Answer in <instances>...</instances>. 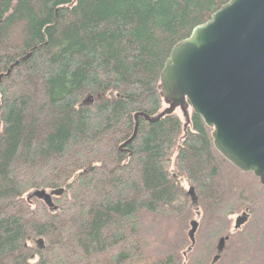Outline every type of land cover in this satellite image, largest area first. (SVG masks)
I'll return each mask as SVG.
<instances>
[{"label": "trees", "instance_id": "1", "mask_svg": "<svg viewBox=\"0 0 264 264\" xmlns=\"http://www.w3.org/2000/svg\"><path fill=\"white\" fill-rule=\"evenodd\" d=\"M229 1L0 0V264H264V186L201 117L140 118L120 149L165 108L172 47Z\"/></svg>", "mask_w": 264, "mask_h": 264}, {"label": "water", "instance_id": "2", "mask_svg": "<svg viewBox=\"0 0 264 264\" xmlns=\"http://www.w3.org/2000/svg\"><path fill=\"white\" fill-rule=\"evenodd\" d=\"M158 91L165 108L156 116L134 115V139L139 119L155 123L180 111L190 123V111L211 129L220 156L242 173L253 174L264 186V0H230L210 19L196 26L188 38L170 51L159 76ZM63 189L38 193L50 205ZM196 204L194 188L187 191ZM196 217L200 216L195 209ZM247 217L237 219L239 228ZM198 226L191 222L194 242ZM224 245L220 241L219 248Z\"/></svg>", "mask_w": 264, "mask_h": 264}, {"label": "rangeland", "instance_id": "3", "mask_svg": "<svg viewBox=\"0 0 264 264\" xmlns=\"http://www.w3.org/2000/svg\"><path fill=\"white\" fill-rule=\"evenodd\" d=\"M176 112H177V114L181 117V113H180V111L177 110ZM181 118H182V117H181ZM233 219H235V217H234Z\"/></svg>", "mask_w": 264, "mask_h": 264}]
</instances>
